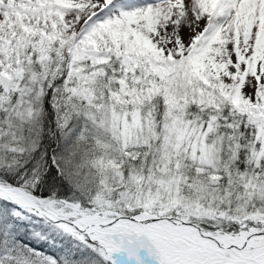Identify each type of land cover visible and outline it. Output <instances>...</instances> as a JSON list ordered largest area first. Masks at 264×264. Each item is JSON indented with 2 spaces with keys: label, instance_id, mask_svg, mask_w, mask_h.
Masks as SVG:
<instances>
[{
  "label": "snow or ice",
  "instance_id": "6c2138e0",
  "mask_svg": "<svg viewBox=\"0 0 264 264\" xmlns=\"http://www.w3.org/2000/svg\"><path fill=\"white\" fill-rule=\"evenodd\" d=\"M0 264H264V0H0Z\"/></svg>",
  "mask_w": 264,
  "mask_h": 264
}]
</instances>
